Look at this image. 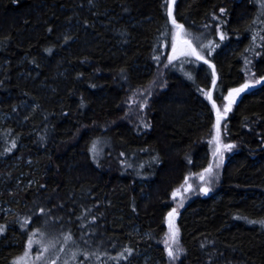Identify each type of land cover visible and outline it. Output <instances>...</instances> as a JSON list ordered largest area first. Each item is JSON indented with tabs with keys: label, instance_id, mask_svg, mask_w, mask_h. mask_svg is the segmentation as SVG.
Segmentation results:
<instances>
[{
	"label": "trees",
	"instance_id": "trees-1",
	"mask_svg": "<svg viewBox=\"0 0 264 264\" xmlns=\"http://www.w3.org/2000/svg\"><path fill=\"white\" fill-rule=\"evenodd\" d=\"M46 1L41 19L27 14L30 0H3L0 8L16 19L7 32H0V113L20 114L14 123L0 122V181L4 180L0 203L12 210L3 220L0 264L19 255L25 234L40 227L67 235L66 249L72 257L86 253L88 258V249H97L101 252L97 264H106L119 257L115 237L107 234L104 212L106 199L117 193H111L115 180L124 182L120 190L125 189L126 197L132 196L135 221L145 223L148 214L136 209V185L157 181L165 163L161 146L167 143L185 144L177 162L193 167V155L207 142L209 129H203L211 110L196 77L186 80L181 75L183 92L172 101L171 90L160 94L157 90L165 78L173 88L172 74L161 70L149 77L139 72L143 63L156 58L151 53L162 33L157 26L162 18L158 0H101L120 21L99 17L104 21L100 26L87 18L81 33L95 38L88 44L81 40L76 47L70 44L69 53L67 42L58 39L59 25L68 16L60 7L67 0ZM254 5L251 0H187L177 9L180 18L189 20L187 32L205 28L204 34L210 36L214 98L242 84L240 76L250 55L251 68L258 62L264 69V37L259 36L261 46L246 42L248 34L255 36L254 21L264 22V9ZM240 11L251 16L243 29L238 28ZM129 20L140 24L131 26ZM114 26L121 28L114 32ZM218 31L222 37L216 36ZM117 37L124 39L123 52L114 48ZM49 51L51 57L61 55L68 68L61 77L52 79L48 67H36L38 56ZM26 55L31 61L23 60ZM27 66L37 72L35 79L25 77ZM154 76L160 82H154ZM259 97L242 100L229 121L232 131L225 140L233 144V166L223 182L222 199L197 196L189 210L181 209L177 242L183 253L175 264H264V233L253 228H261L264 220V98ZM167 107L180 110L179 115L173 120L160 117ZM98 143L102 153L92 156ZM16 161L19 167L13 168ZM23 172L33 182L15 186L13 180ZM163 223L157 224L158 236L152 235L159 264H167L160 242Z\"/></svg>",
	"mask_w": 264,
	"mask_h": 264
},
{
	"label": "rangeland",
	"instance_id": "rangeland-1",
	"mask_svg": "<svg viewBox=\"0 0 264 264\" xmlns=\"http://www.w3.org/2000/svg\"><path fill=\"white\" fill-rule=\"evenodd\" d=\"M251 1L256 6L258 5L257 8L260 9H258L259 11L264 9V0ZM100 2L101 0H67V5L60 7L68 15L59 25L60 33L58 38L60 42H67L64 44L66 53H69L71 48L70 44L76 47L77 42L81 40H83V44H88L91 38H95L90 34L81 33L82 23L87 18H93V22H97L100 26H104V21L101 20H110L117 23L120 21V17L116 18L115 15H111ZM179 2H181L180 6ZM186 2L187 0H158V10L162 18L157 23V26L162 27V33L157 35L151 53L156 58H150L146 63H143L139 72L149 77L153 76L156 71L158 73L161 72V70H164V72L167 70L172 74L171 80L176 82L173 88L171 87L172 89L168 85L169 82L165 80L166 78L162 81L160 88L159 86L157 88V90L159 89V94L168 89L171 90L170 97L172 101L176 99L174 96L183 92V77H180L181 75L186 80L188 76H191V78L196 77L202 83L204 87L200 88V90L204 93L205 100H207L211 110L206 128L203 129L205 131L209 129L206 139L207 142L203 145L202 149L193 155V167H190L191 164H188L187 167H181L177 162V156L183 151L185 144L171 145L167 143L161 146L165 163L164 168L159 170L161 172L157 181H152V183H149L150 185L139 182L135 187V197L137 199L136 209L141 213L148 214L145 223L141 224L135 221V214L133 215L130 211L133 207L132 196L126 197V193L123 192L125 189L120 190V187H124V182L120 179L115 180V183L111 187V193H117L106 199L104 212L108 217L107 234L115 237V251L119 257L118 260L116 258V261L110 260L106 264H159L155 254L156 244L152 240V235L154 234L155 237L158 236L159 232L156 231V227L157 224L162 226L163 221L166 229L163 234V239L160 242L165 252L166 263L175 264L181 259L183 249L177 242L179 235L177 230V217H179L184 206V212L192 207L193 202L197 200L195 199L197 196H208L214 202H219L222 199L223 182H227L233 166L231 160L233 144L225 140V136L232 131L229 121L238 104L246 97L248 99L258 96H260L259 98H264V69L258 66V62L251 68V60L252 62L254 60L253 54L250 55L251 57L248 59L250 63H247L243 68V75L240 76L242 84L229 89L219 99L213 97V92L217 90V85L215 84V68L209 59L213 54L210 36L204 34L207 31L205 28L194 33L187 32L184 29L189 20L180 18V13H177V9L179 7L184 8ZM2 4L3 0H0V8ZM46 4V0H30L28 4L30 11L28 10L27 14H33L35 18L41 19ZM169 9L172 13L171 17L168 15ZM255 11L256 16L258 12L256 9ZM222 12L224 11L222 10ZM240 12L238 16L240 17L238 20V28L243 29L247 26L251 16L247 12ZM99 17L101 20L98 19ZM173 19L176 21L175 25L172 23ZM15 21L16 19L13 14H3L0 9L1 33H5L9 28L13 27ZM129 22H131V26L140 24L139 22L131 20ZM256 23L254 21L252 27V29L256 28L255 36L248 34V37L246 36V42L251 41V43L255 42L258 44L259 36L264 37V22L262 25H260L261 22ZM176 25L180 27L178 28ZM120 28L114 26L113 31L115 30L114 32H117ZM216 36L222 37L221 32L218 31ZM163 39L166 43L162 45ZM123 41V38L117 37L114 41V48L123 52L122 50L125 46ZM258 46H261L260 43ZM50 53L51 51L41 53L38 56L36 67H40V65L48 67L51 72L50 78L55 79L68 72V68L63 65L61 55L55 53L51 57ZM261 54H264V46L261 49ZM23 60L31 61L27 55ZM23 73L27 78L33 77L35 79L37 76V72L31 66H27V69ZM157 80L160 82V79L154 76L153 81L158 82ZM245 85H248V87H245ZM42 88L47 89L48 87L42 86ZM48 89L50 90L51 88L49 87ZM237 89L244 90L237 93L234 91ZM158 91H156L157 95ZM152 94L155 96L154 92ZM23 107L24 110L28 108L27 105ZM179 113L180 110L174 111L167 107L160 113V117L173 120ZM18 115L20 116L17 113L10 115L0 113V122L16 121ZM218 116L219 123H217ZM244 118L242 117V119ZM202 123L204 124V121ZM101 146L99 143L96 144L91 150L92 156L102 153ZM133 152L135 151L130 150L129 154L134 155ZM135 163L143 162L137 161ZM12 167L18 168V162H14ZM209 168L211 169L210 172L207 171ZM164 176L170 178L171 181L168 182L165 179H160L161 177L165 178ZM32 180L26 179L25 173L23 172L21 174L19 173L18 177L13 181L15 182V186L23 187L31 184L33 182ZM3 181V178H1L0 182ZM219 183L221 184V188ZM178 189L179 192L174 197L173 193ZM7 191L9 192L10 189H7ZM119 197L120 199H118ZM123 200H125V205H123ZM126 207H128L130 212ZM152 209L154 210L151 212ZM10 213H12L11 208L7 204L0 203V237L3 236L5 231V223L3 220ZM169 213H173V215L169 217ZM260 225L261 228H253L264 233V223ZM173 234H175V241L173 240ZM66 238L69 237L53 228L46 229L40 227V229L29 230L25 234V243L22 252L8 264H97L101 252L94 251L97 249H93V251L88 249L90 251V253L88 252V258L86 253H80V255L72 257L74 254L70 255L67 252L69 250L66 249V243L69 241ZM169 250L173 253L172 257L168 254Z\"/></svg>",
	"mask_w": 264,
	"mask_h": 264
},
{
	"label": "snow or ice",
	"instance_id": "snow-or-ice-1",
	"mask_svg": "<svg viewBox=\"0 0 264 264\" xmlns=\"http://www.w3.org/2000/svg\"><path fill=\"white\" fill-rule=\"evenodd\" d=\"M168 15L171 17V15H172V13H171V10L169 9V12H168ZM172 23L175 25L176 24V21L173 19L172 20ZM178 28L180 27L179 25H176ZM245 87H248V85H245ZM244 89H237V90H234L235 92H240V91H243ZM230 95H231V93H230ZM214 107H215V105H214ZM217 123H219V116H218V119H217ZM207 171H211V169L209 168V169H207ZM178 192H179V189L176 191V192H174L173 193V196L175 197L177 194H178ZM175 211V210H174ZM173 215V213H169V217H171ZM261 223H264V222H261ZM66 239H69V238H66ZM173 240L175 241V234H173ZM168 254H169V256L170 257H172L173 256V253H172V251L171 250H169V252H168Z\"/></svg>",
	"mask_w": 264,
	"mask_h": 264
}]
</instances>
